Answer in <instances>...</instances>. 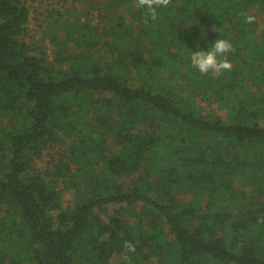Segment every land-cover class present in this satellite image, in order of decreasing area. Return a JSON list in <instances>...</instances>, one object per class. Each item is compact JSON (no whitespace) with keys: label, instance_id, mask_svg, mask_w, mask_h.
Instances as JSON below:
<instances>
[{"label":"trees","instance_id":"16d2710c","mask_svg":"<svg viewBox=\"0 0 264 264\" xmlns=\"http://www.w3.org/2000/svg\"><path fill=\"white\" fill-rule=\"evenodd\" d=\"M31 1L0 0V264H127L125 241L131 264H264V0H172L147 24L134 0L103 15L105 0H49L54 57L30 35ZM233 30L231 71L191 65ZM185 75L226 114L186 96ZM137 108L174 121L158 133Z\"/></svg>","mask_w":264,"mask_h":264},{"label":"rangeland","instance_id":"374dc122","mask_svg":"<svg viewBox=\"0 0 264 264\" xmlns=\"http://www.w3.org/2000/svg\"><path fill=\"white\" fill-rule=\"evenodd\" d=\"M49 0H34L30 2L31 5V10H32V17H31V21H30V25H29V29H30V35L32 36V38L35 40H44V43H46V45L49 48L50 51V56L54 57V53H53V49H54V43H53V38H63L65 35V30L61 29L59 30L57 33L52 32L51 30L45 29V27L42 26V15H41V11L43 10V7H45L46 5H50L48 4ZM91 0H87V3H90ZM107 0H105V2H103L102 5V9L103 12L100 14H104V8L108 5L106 3ZM55 6V5H54ZM95 14L98 13L97 10H95L94 12ZM257 15V14H256ZM257 19L259 20L260 25L264 24V17L262 15H257ZM97 19L94 18V21H96ZM30 35L28 36V38L30 40H32V38L30 37ZM238 51V50H237ZM236 52V51H233ZM175 76L172 75L170 76V79L173 80ZM185 79L186 81H189L190 83L187 84L186 88H185V92L184 94L187 96H190L191 99H194L195 101H197L199 106H205L202 101H201V95H200V91H196L194 88V83L192 80H190L188 78V76L185 75ZM206 104V103H205ZM213 108V107H212ZM202 109H204V107H202ZM216 110H219L218 106H215ZM221 112V111H220ZM131 117L134 118L136 121L138 120H149V121H155V131H157L158 133H165V131L167 130V128H169L172 124V122L174 121L173 118H171L170 116H166V115H161V116H152L150 114H145L142 112V110L140 108H137L132 114ZM96 118V115L93 116V119ZM67 137H69V144L72 145L75 142V137L73 136V134H68ZM63 145V143H59V146L57 147L58 149L56 150V152L58 153V151L60 150V146ZM65 146H67V144L64 143ZM7 148L10 151L11 149V143H7ZM52 153H49L48 155H45L44 158L39 162V165L41 166H50L52 165L50 162L53 163V161H51L52 159V154L53 151H51ZM57 153L54 152L55 155H57ZM58 156V155H57ZM139 177V173L137 174H133V179L132 181L134 182L137 178ZM156 179V184H160L161 186L163 185L164 187H170L171 184H168V180L166 178L161 177L159 174H156L154 176ZM178 189H180V191H189L191 193H197V185L193 184V183H188V182H182L179 184ZM75 194H76V190L75 189H65L64 191V198H65V204L67 205H73L74 204V198H75ZM154 196H156L159 199H164L165 195L160 192V190H156L155 192L152 193ZM182 197V195L180 196ZM183 198H185V196H183ZM241 205L243 206L244 204H246L245 201H241L240 202ZM131 207L134 208H138L140 209V204H135ZM129 209V206L127 208V210ZM128 211L123 213V216L130 219L131 221L134 220V217L132 215H130L129 213H127ZM110 213L111 215H114V210L113 208L110 209ZM122 257L117 256L114 258V263L115 264H120V260Z\"/></svg>","mask_w":264,"mask_h":264},{"label":"clouds","instance_id":"9594fccd","mask_svg":"<svg viewBox=\"0 0 264 264\" xmlns=\"http://www.w3.org/2000/svg\"><path fill=\"white\" fill-rule=\"evenodd\" d=\"M172 3V0H134V7L142 10L145 16V23L155 22L159 18V9L167 8ZM256 17L254 15H246L245 22L248 24L254 23ZM207 35L206 30L204 31ZM233 51V45L228 39L218 38L214 43H211L207 50H195L191 52L190 62L201 74H211L213 77H218L226 71H231L232 63L227 58V54ZM123 260L127 264H131V255L135 253V245L130 241L124 243Z\"/></svg>","mask_w":264,"mask_h":264},{"label":"crops","instance_id":"0c3cea01","mask_svg":"<svg viewBox=\"0 0 264 264\" xmlns=\"http://www.w3.org/2000/svg\"><path fill=\"white\" fill-rule=\"evenodd\" d=\"M230 42L233 45V51H236V52L231 51L230 54L234 57L241 55L242 49H241L240 44L242 43V39H241V37H239L238 30H233V34H232V37L230 39ZM252 89H254V87H252ZM200 95H201V93H200ZM201 101L205 105V106H202V107H204L205 113L224 115L227 112V107L223 104H220L218 102L210 103L208 101L203 100L202 96H201ZM215 106H218L219 110L214 109Z\"/></svg>","mask_w":264,"mask_h":264}]
</instances>
